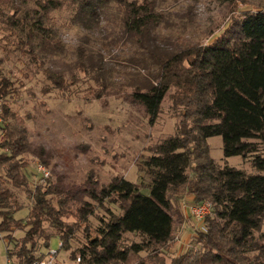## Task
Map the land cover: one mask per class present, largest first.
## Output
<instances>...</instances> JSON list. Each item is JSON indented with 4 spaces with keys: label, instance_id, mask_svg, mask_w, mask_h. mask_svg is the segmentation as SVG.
<instances>
[{
    "label": "trees",
    "instance_id": "obj_1",
    "mask_svg": "<svg viewBox=\"0 0 264 264\" xmlns=\"http://www.w3.org/2000/svg\"><path fill=\"white\" fill-rule=\"evenodd\" d=\"M113 6L121 11V29L138 53L122 64L131 66L126 67L130 102L141 106L152 124L169 96L180 119L174 134L159 141L137 165L147 183L113 177L99 190L86 183L83 193L105 216L99 218L93 238L85 229L86 241L71 251L70 259H79L76 264H167L163 251L185 220L180 201L190 194L192 203L209 202L211 214L205 217V232L196 231L193 237L199 247L173 256L168 264H264V153L259 152H264V8L245 13L210 43L177 52L156 44L152 33L164 15L151 0H0V35L51 86L64 90L62 72L49 64L67 52L54 15L68 9L69 21L90 32ZM88 43L86 37L74 49L73 66L97 83L98 99L115 68L100 52L92 55ZM11 88L0 69V240L12 246L5 250L7 260L31 264L44 257L36 251L37 239L48 247L56 236L59 249L70 248L74 226L62 219L72 197L48 180L43 186H29V163L23 155L37 153L6 102ZM215 136L221 138L224 158L252 156L249 164L255 173L217 164L207 144ZM13 190L23 192L31 203L24 219L15 218L23 206ZM49 195L56 197L55 204ZM105 203L117 205L120 213ZM73 214L85 222L93 210L78 203ZM45 223L52 233L45 231ZM16 230L23 231L20 239L13 237Z\"/></svg>",
    "mask_w": 264,
    "mask_h": 264
},
{
    "label": "rangeland",
    "instance_id": "obj_2",
    "mask_svg": "<svg viewBox=\"0 0 264 264\" xmlns=\"http://www.w3.org/2000/svg\"><path fill=\"white\" fill-rule=\"evenodd\" d=\"M126 1L140 3L143 0ZM151 1L154 2L156 11L164 15V22L152 35L159 48L168 52L208 44L235 21L242 19L245 13L264 8V0ZM111 8L103 15L99 26H95L90 32L80 28L81 31L74 35L69 34L76 26L69 21L68 9L54 15L57 25L61 27L67 52L52 58L49 64L62 72L65 78L64 90L51 86L27 57L0 35V69L12 82L11 93L6 102L15 113V121L26 127L29 147L37 153L28 152L23 155L29 163L26 169L29 186H43L48 180L72 197L68 212L62 219L65 224L74 226L70 248L59 249V239L56 236L51 237L48 247H44L42 239L36 240L37 253L45 256L49 250L58 252L56 264H76L77 261L70 259L71 251L80 248L87 236H95L99 218L105 216L104 210L83 193L86 183H92L95 190L108 184L113 177H121L134 183H147L148 178L138 170L137 165L150 155V149L159 141L174 134L180 119L177 110L171 107L169 96L162 101L159 114L152 124L148 122L144 109L130 102L128 96L131 87L128 81L131 77L127 74L126 67L131 66L130 63L126 67L122 64H125V58L137 51L132 39L121 29V11L116 6ZM86 37L91 54L96 56L100 52L106 62L115 68L111 83L98 99L94 97V92L99 90L97 83L90 75L83 74L73 66L74 49ZM207 144L209 156L217 164H226L246 174L255 173L249 164L252 156L224 158L221 138L217 136L208 138ZM38 149L42 150L40 156ZM259 152L264 153L261 149ZM38 165L44 166L49 172L47 178L43 179L37 172ZM13 192L23 206L15 214V218L24 219L31 203L23 192ZM141 192L148 195L146 189ZM188 195L180 201L182 213L187 217L186 224L163 251L167 264L173 256L191 247H199L193 243L196 223L186 210L192 204ZM48 197L55 204L56 197ZM78 203L92 207L93 214L88 215L85 222L77 220L73 214ZM105 206L115 214L120 213L117 205L105 203ZM43 227L47 233H52L53 230L46 223ZM85 229L88 231L87 236ZM22 236L23 231L16 230L13 233L16 239ZM127 237L128 240L136 241L130 235ZM7 248L12 246L0 240V264L7 263ZM139 255L143 256L144 253L140 252ZM13 261L14 259L11 264Z\"/></svg>",
    "mask_w": 264,
    "mask_h": 264
},
{
    "label": "built area",
    "instance_id": "obj_3",
    "mask_svg": "<svg viewBox=\"0 0 264 264\" xmlns=\"http://www.w3.org/2000/svg\"><path fill=\"white\" fill-rule=\"evenodd\" d=\"M1 114V109H0ZM1 121V117H0ZM37 172L40 174V176L44 179L49 176V172L46 170V168L42 165L37 166ZM186 210L189 212V216L192 219L194 223H196L197 231L205 232V225L204 220L205 217L209 216L211 213V206L209 202L202 201L198 203H192L188 207H186ZM60 246V242L59 245ZM58 252L57 251H47L44 258H42L39 261H35L31 264H56L55 258L57 257ZM76 261H79V259H76ZM6 264H11L9 260H7Z\"/></svg>",
    "mask_w": 264,
    "mask_h": 264
},
{
    "label": "crops",
    "instance_id": "obj_4",
    "mask_svg": "<svg viewBox=\"0 0 264 264\" xmlns=\"http://www.w3.org/2000/svg\"><path fill=\"white\" fill-rule=\"evenodd\" d=\"M189 196V199L188 200H190L191 202H192V196L191 195H188ZM183 215H184V222L181 224V226H180V229H181V227L183 228V226L186 224V221H187V217H185L186 215H185V213H183ZM179 229V230H180ZM170 243V242H169ZM169 243L167 244V246L169 245ZM167 248V247H166ZM176 248V247H175ZM184 253V252H183ZM182 254V253H181ZM144 256V255H143ZM169 263V262H168Z\"/></svg>",
    "mask_w": 264,
    "mask_h": 264
},
{
    "label": "clouds",
    "instance_id": "obj_5",
    "mask_svg": "<svg viewBox=\"0 0 264 264\" xmlns=\"http://www.w3.org/2000/svg\"><path fill=\"white\" fill-rule=\"evenodd\" d=\"M80 31H81L80 27H79V26H76V27H73V28L71 29V31H70L69 34H73V35H74V34L80 32Z\"/></svg>",
    "mask_w": 264,
    "mask_h": 264
}]
</instances>
